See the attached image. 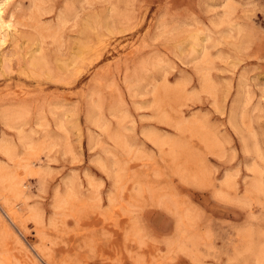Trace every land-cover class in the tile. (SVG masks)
Returning <instances> with one entry per match:
<instances>
[{
	"label": "rangeland",
	"instance_id": "1",
	"mask_svg": "<svg viewBox=\"0 0 264 264\" xmlns=\"http://www.w3.org/2000/svg\"><path fill=\"white\" fill-rule=\"evenodd\" d=\"M6 12L0 264H264V0Z\"/></svg>",
	"mask_w": 264,
	"mask_h": 264
},
{
	"label": "bare ground",
	"instance_id": "2",
	"mask_svg": "<svg viewBox=\"0 0 264 264\" xmlns=\"http://www.w3.org/2000/svg\"><path fill=\"white\" fill-rule=\"evenodd\" d=\"M8 1L9 0H1L0 1V47L4 46L7 43L9 37H14L15 34H17V32H18V30H17V28L15 26L13 14H8L6 12ZM3 62H5V60L3 61L2 57H0V67L3 65ZM43 64H44V62L42 61V58L40 56H38V55H34L30 59V61L28 63V67L30 69L29 71H31L33 74L36 75V74L39 73V69H41L43 67ZM4 65H5V63H4ZM32 77H33V75H32ZM22 119H23V114L20 111L18 113H15L14 115H12L11 118H10L11 122H22L21 121ZM93 120H94V117H93ZM95 120L97 121V118ZM7 123H8V120H7ZM21 136H22V138L24 140L25 136H23V135H21ZM20 140H21V137H20ZM4 142L2 144H4ZM10 146H12V145H10ZM1 149L6 151L9 155H12V148L9 147V145L5 144V145L1 146ZM31 149H33V148L31 147ZM10 157L14 158L15 156H10ZM8 173H10V172H5V169L2 166H0V182H1L2 179L4 181V178L6 179V177H8V175H9L8 178H10V180L12 181L14 186H16L15 188H17L18 190H21V188H22V190H24V189H26L28 187V185H26V183H24L22 180L17 181V179L14 178L15 176L13 177L11 173L10 174H8ZM10 176H12V177H10ZM1 183H3V182H1ZM1 187H2V185H1ZM259 250H261V249H259ZM257 253H258L257 256L259 255L258 256V258H259L261 256L260 253H262V252L261 251H259V252L257 251ZM262 254L264 255V253H262Z\"/></svg>",
	"mask_w": 264,
	"mask_h": 264
}]
</instances>
